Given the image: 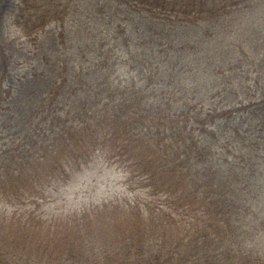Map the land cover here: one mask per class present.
<instances>
[{"label":"trees","instance_id":"obj_1","mask_svg":"<svg viewBox=\"0 0 264 264\" xmlns=\"http://www.w3.org/2000/svg\"><path fill=\"white\" fill-rule=\"evenodd\" d=\"M247 6V0H18L13 23L54 81L33 115L14 125L7 116L20 132L0 155V197L32 200L33 191L66 182L96 153H109L127 172L134 199L124 204L136 217L121 235L88 234L74 219L57 251L35 249L34 256L46 262L48 255L46 264L60 257L67 264H264V240L256 245L264 235L260 51L245 36L219 41L252 27L242 18ZM49 31L56 49L43 47ZM74 52L89 63L64 76L71 87L59 101L63 62ZM7 67L0 50V82ZM94 70L102 74L87 88L77 80ZM4 94L0 87V113L12 109ZM108 143L110 150H101ZM41 165L43 181L35 179ZM113 206L120 208L102 207Z\"/></svg>","mask_w":264,"mask_h":264},{"label":"rangeland","instance_id":"obj_2","mask_svg":"<svg viewBox=\"0 0 264 264\" xmlns=\"http://www.w3.org/2000/svg\"><path fill=\"white\" fill-rule=\"evenodd\" d=\"M247 1L252 7L247 6L249 9L246 10L247 13L242 18L245 17L247 26L252 27L240 30V32L236 31L233 33L232 39L224 38L219 41L227 45L232 42L231 40L241 39L245 36L246 42L256 51H260L257 58L259 63L257 69L261 70L262 76H264V5H259L260 0ZM243 4L247 5V3ZM16 6H18V0H0V50L4 53L8 65L6 79L1 84L6 88V92H9L7 104L12 105L10 111L5 110L1 113L12 115L14 120L10 123L13 125L15 121L24 120V114L31 116L36 112L35 109L44 97L47 86L54 81L49 72L43 73L41 57L36 55L35 49L30 43H26L21 30L13 23L17 17V14L13 13ZM235 20L233 16L229 21L234 23ZM233 28L235 30V27ZM51 31H49L48 40L43 44L45 49L57 48L56 35ZM235 48L238 49V46ZM74 53L71 55L72 58L63 62V77L60 80L63 86L58 90L59 101L66 99L71 87L69 79H65L64 76H68L71 72H78L82 63H89L83 53ZM101 74L102 72L94 70L85 76L78 75L77 80L81 82L82 78L87 88ZM115 75V72H109L108 81L110 82ZM221 100L223 97L218 102ZM14 112L16 113L14 114ZM1 129H8V131H1ZM17 132H20L19 128L0 127V133L6 134L10 141L19 138ZM2 142H0L1 156L5 150L1 145ZM101 150L109 151V143L105 149ZM109 158V153L94 157L92 161L81 166L76 173H72L66 182L61 184L54 182L41 191H33L32 194L35 197L32 200L24 201L23 199L24 202L10 203L7 199L0 198V264H44L45 261L41 260L42 256H34L36 252H40L35 249L49 248L57 251V247L64 242L63 237L66 233L62 232L63 226H56V224H63L64 221L72 220L76 216L77 219L85 217V222H91L88 234L91 231L93 234L100 230L108 233L115 232V225L117 226L116 231L129 228L134 216L133 213L128 212L129 209L127 211L122 209L126 208L123 199H132L133 195L126 192L128 189H125L122 170L105 161ZM41 171H44L42 176L40 175ZM37 172L39 179H35L43 181L44 166L41 165ZM116 199L120 200L122 205L118 212L99 206L103 202ZM120 210L126 212L125 215H121ZM30 216L35 219L33 225L26 219ZM263 240L264 235L258 238L256 245H260ZM13 241L15 243H12ZM15 244L27 252H34L23 253V250L18 249ZM45 259L49 263L48 255L45 256ZM52 264L67 263L64 257H60Z\"/></svg>","mask_w":264,"mask_h":264}]
</instances>
